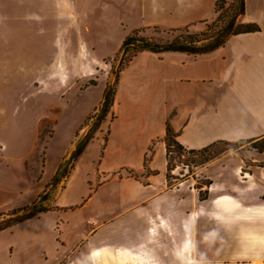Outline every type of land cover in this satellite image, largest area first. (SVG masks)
Wrapping results in <instances>:
<instances>
[{
	"label": "crops",
	"instance_id": "0c3cea01",
	"mask_svg": "<svg viewBox=\"0 0 264 264\" xmlns=\"http://www.w3.org/2000/svg\"><path fill=\"white\" fill-rule=\"evenodd\" d=\"M219 1L77 0L74 11L48 14L46 46L27 66L36 80L29 100L56 96L34 123L54 127L42 169L34 137L14 152L3 144L7 166L17 160L23 169H0V214L48 190L88 134L128 35L205 26L218 17ZM242 23L259 30L208 52L142 51L125 63L107 118L52 208L0 232L13 239L8 254L0 248V264H264V148L254 145L264 140V0H245ZM169 131L188 151L243 145L180 179L181 167L169 170Z\"/></svg>",
	"mask_w": 264,
	"mask_h": 264
},
{
	"label": "rangeland",
	"instance_id": "374dc122",
	"mask_svg": "<svg viewBox=\"0 0 264 264\" xmlns=\"http://www.w3.org/2000/svg\"><path fill=\"white\" fill-rule=\"evenodd\" d=\"M75 1L77 0H0V152H3L1 151L3 144L7 145V143L12 152L16 151L18 146L28 147L34 137L31 148L34 149L35 146L39 155L35 162V169H42L47 138L53 131L54 125L52 122L35 125L33 117L39 112L47 111V106L51 101H55L56 96L51 98L39 95L29 100L36 90L34 88L36 80L33 79V75H30L28 60L32 52H41L46 46L41 38L45 35L47 15L57 12L59 16L61 10H66L67 7L74 11ZM108 1L101 0L102 5ZM222 5L224 6L220 9L222 18L202 27L190 28L189 32L200 34L203 38L202 34L207 33L210 36L221 26L226 25L232 15L237 12V1L229 6L223 3ZM143 35L153 41L164 43L171 41L176 34H169L161 29H149ZM18 56L22 59L18 63V69L9 71L5 66L12 64L15 67ZM119 57L118 55L112 61V68L118 64ZM24 65H26L25 68ZM17 102L21 103L19 113L17 109L14 110ZM39 103L43 106L41 109H36ZM170 143L172 145L169 151V170L172 173V170L181 167L177 174L180 179H184V175L189 173L194 174L197 169L224 152L243 145V143H221L203 151L191 152L176 143ZM254 145L264 148V140ZM0 169H23V164L16 160L8 167L0 154ZM56 190L58 189L52 190L46 201L47 209L52 208L50 200L53 199ZM12 242V237L2 236L0 238V248L4 256L8 254V244ZM118 259L112 261L101 259L97 264H128V259L123 262Z\"/></svg>",
	"mask_w": 264,
	"mask_h": 264
},
{
	"label": "trees",
	"instance_id": "16d2710c",
	"mask_svg": "<svg viewBox=\"0 0 264 264\" xmlns=\"http://www.w3.org/2000/svg\"><path fill=\"white\" fill-rule=\"evenodd\" d=\"M235 1H237V12L232 15L226 25L221 26L214 34L210 36L207 33H204L202 34V38L200 34L190 33L189 27L163 30L169 34H176L171 41L164 43L149 39L147 36L143 35V31L141 29L135 30L132 34L128 35L123 42L120 53L118 54L119 56L122 55V58L120 62H118L116 66H113L111 70L110 78L104 91L100 107L93 116V122L88 134L77 142L76 147L73 149L69 157L64 159L62 162L48 190L42 193L32 205L12 214H0V232L10 229L18 223L33 218L39 213L48 210L45 207V202L49 199L52 190L57 189L62 180L67 178L74 166V162L82 153L92 135L99 128L101 123L107 118L114 103L115 94L119 84L120 72L125 63H127L135 54L142 51H153L157 53L166 51L203 53L222 46L228 37L233 34L259 30L258 25L255 23H242V19L245 16V0ZM222 3L225 5L226 0H220L217 5L219 15L216 18V21L222 18V13H220V9L224 8ZM167 138L168 151H170V146L172 145L170 142L176 143L181 148H183L171 131L168 132ZM206 197L207 194L205 192H201V198L204 199Z\"/></svg>",
	"mask_w": 264,
	"mask_h": 264
},
{
	"label": "water",
	"instance_id": "95a60500",
	"mask_svg": "<svg viewBox=\"0 0 264 264\" xmlns=\"http://www.w3.org/2000/svg\"><path fill=\"white\" fill-rule=\"evenodd\" d=\"M121 58H122V55L120 56V59L118 60V62H120Z\"/></svg>",
	"mask_w": 264,
	"mask_h": 264
}]
</instances>
